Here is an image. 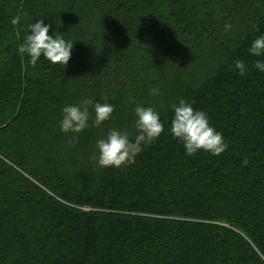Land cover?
<instances>
[{"label":"trees","instance_id":"1","mask_svg":"<svg viewBox=\"0 0 264 264\" xmlns=\"http://www.w3.org/2000/svg\"><path fill=\"white\" fill-rule=\"evenodd\" d=\"M39 20L74 43L66 67L18 52ZM260 34L264 0H0V264H264V57L247 51ZM85 99L112 118L94 126L89 105L88 128L61 132L62 108ZM180 99L224 153L185 155L169 132ZM136 104L165 131L135 164L99 167L96 141L134 136Z\"/></svg>","mask_w":264,"mask_h":264},{"label":"clouds","instance_id":"2","mask_svg":"<svg viewBox=\"0 0 264 264\" xmlns=\"http://www.w3.org/2000/svg\"><path fill=\"white\" fill-rule=\"evenodd\" d=\"M10 22L16 25L20 22V17H13ZM50 28L51 25L45 24L43 20L29 23L30 34L25 36L24 43L19 46L18 52L27 53L33 66L43 56L52 65L59 64L66 67L71 59L74 43L56 35L55 32L49 35ZM224 29L230 31L232 25L225 24ZM247 51L251 56L264 57V34L257 36ZM254 67L257 71L264 73V59H257ZM234 69H238L241 76L248 71L243 60H236ZM150 95H159V89L152 88ZM133 103H135L134 99ZM89 105L94 108L93 123L96 127L110 120L115 110L114 105L110 103L93 104L91 99H85L79 105H67L62 108L60 131L79 134L88 128ZM133 112L136 117L134 136L127 130L112 129L104 138L96 141V163L99 167L119 169L122 166L135 164L136 157L157 141L165 131V121L161 120L160 113L153 107L136 104ZM171 112L169 132L173 139L182 142L185 155L194 156L202 150L212 156H220L229 147L223 134L211 126L207 113L195 109L192 103L180 99L177 104L171 105Z\"/></svg>","mask_w":264,"mask_h":264}]
</instances>
